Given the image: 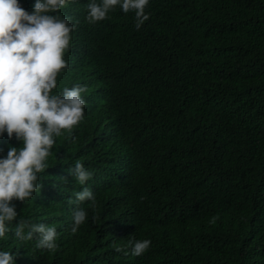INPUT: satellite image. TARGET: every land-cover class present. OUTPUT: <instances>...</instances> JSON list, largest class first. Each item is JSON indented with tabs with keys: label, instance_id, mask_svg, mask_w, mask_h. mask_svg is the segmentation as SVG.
Segmentation results:
<instances>
[{
	"label": "trees",
	"instance_id": "1",
	"mask_svg": "<svg viewBox=\"0 0 264 264\" xmlns=\"http://www.w3.org/2000/svg\"><path fill=\"white\" fill-rule=\"evenodd\" d=\"M18 2L32 13L36 0ZM90 2L50 13L75 25L53 94L85 87L84 118L54 137L40 189L11 202L0 252L14 264H264V0H149L139 29L119 4L90 23ZM10 147L22 141L0 134V159ZM84 186L95 200L72 232ZM21 220L54 227L57 248L18 240ZM138 240L151 244L134 256Z\"/></svg>",
	"mask_w": 264,
	"mask_h": 264
},
{
	"label": "clouds",
	"instance_id": "2",
	"mask_svg": "<svg viewBox=\"0 0 264 264\" xmlns=\"http://www.w3.org/2000/svg\"><path fill=\"white\" fill-rule=\"evenodd\" d=\"M81 1V0H76ZM67 0H36L32 13L27 12L18 0H0V134L15 135L22 147H10L6 158L0 159V238L9 231L8 224L16 220L13 200L25 201L40 189L38 174L45 171L46 160L62 131L71 133L84 118L85 101L81 94L86 88L80 85L65 87L62 94H53L57 76L68 67L65 53L70 47L75 27L69 18H58L50 13L66 6ZM149 0H95L87 4L90 23L103 21L118 4L124 13L135 12L136 28L149 19L145 8ZM80 185H86L92 172L76 162L68 169ZM76 205L72 212V232L77 231L86 218L79 205L94 201L92 190L84 186L75 192ZM216 217L212 218L215 222ZM25 228L29 230L25 233ZM15 237L20 241L38 238L37 248L54 250L57 231L44 223L31 224L19 221ZM131 254L142 255L150 240L129 241ZM117 252L123 251L116 248ZM0 264H14V255L0 252Z\"/></svg>",
	"mask_w": 264,
	"mask_h": 264
}]
</instances>
